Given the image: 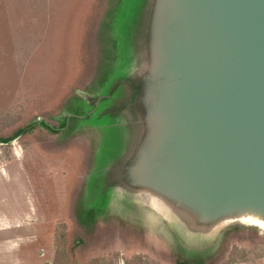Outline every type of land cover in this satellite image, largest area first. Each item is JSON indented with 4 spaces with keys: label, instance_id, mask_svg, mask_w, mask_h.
I'll use <instances>...</instances> for the list:
<instances>
[{
    "label": "rangeland",
    "instance_id": "rangeland-1",
    "mask_svg": "<svg viewBox=\"0 0 264 264\" xmlns=\"http://www.w3.org/2000/svg\"><path fill=\"white\" fill-rule=\"evenodd\" d=\"M149 12L150 0H0L17 19L0 28V264H264L259 227L193 230L114 187L142 130ZM128 82L134 102L104 111Z\"/></svg>",
    "mask_w": 264,
    "mask_h": 264
},
{
    "label": "water",
    "instance_id": "water-1",
    "mask_svg": "<svg viewBox=\"0 0 264 264\" xmlns=\"http://www.w3.org/2000/svg\"><path fill=\"white\" fill-rule=\"evenodd\" d=\"M147 38L142 130L114 187L193 230L264 216V0H150Z\"/></svg>",
    "mask_w": 264,
    "mask_h": 264
},
{
    "label": "flooded vegetation",
    "instance_id": "flooded-vegetation-1",
    "mask_svg": "<svg viewBox=\"0 0 264 264\" xmlns=\"http://www.w3.org/2000/svg\"><path fill=\"white\" fill-rule=\"evenodd\" d=\"M125 92H126V94L121 96L122 97V101H120V104L118 105V107H116L117 105L115 106L116 108H113L112 106H109V107L104 108V111L110 112V113H118L121 109L126 107L127 104H129L131 102H134V97L131 96V94H132V92H134L135 94L138 92V89H137V91L134 90V83H129V82L126 83ZM104 97H107V98L112 97V91H108L105 95H102L101 93L98 94L97 99L94 102L93 106L91 105L94 110L98 109L100 104L103 103V101L106 99ZM111 107L113 109H111ZM65 122H66V119H65ZM125 167H126V165L124 166V168Z\"/></svg>",
    "mask_w": 264,
    "mask_h": 264
},
{
    "label": "bare ground",
    "instance_id": "bare-ground-1",
    "mask_svg": "<svg viewBox=\"0 0 264 264\" xmlns=\"http://www.w3.org/2000/svg\"><path fill=\"white\" fill-rule=\"evenodd\" d=\"M151 206L156 209L157 211L161 212L163 211V208L158 204V202L154 199H151L149 201ZM264 216L260 214H253V213H242L237 215L236 219L240 221L241 223L249 224V225H255L259 227L260 229L264 230Z\"/></svg>",
    "mask_w": 264,
    "mask_h": 264
},
{
    "label": "crops",
    "instance_id": "crops-1",
    "mask_svg": "<svg viewBox=\"0 0 264 264\" xmlns=\"http://www.w3.org/2000/svg\"><path fill=\"white\" fill-rule=\"evenodd\" d=\"M2 16H0V17H2L1 18L2 21L0 22V28L3 29V28L11 27L10 26V24H11L10 21H12L11 19H15L14 16L13 17L11 16V19L8 17L7 14H4ZM15 20H17V19H15ZM46 264H49V263L46 262Z\"/></svg>",
    "mask_w": 264,
    "mask_h": 264
},
{
    "label": "trees",
    "instance_id": "trees-1",
    "mask_svg": "<svg viewBox=\"0 0 264 264\" xmlns=\"http://www.w3.org/2000/svg\"><path fill=\"white\" fill-rule=\"evenodd\" d=\"M23 131V130H22ZM21 131V132H22ZM20 132V133H21ZM0 141H9L8 139H6V140H4V139H0ZM194 264H203V262L200 260V259H198V257H197V259L194 261Z\"/></svg>",
    "mask_w": 264,
    "mask_h": 264
}]
</instances>
